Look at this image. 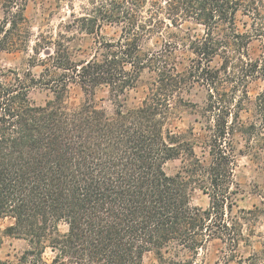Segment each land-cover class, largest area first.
I'll return each instance as SVG.
<instances>
[{
  "label": "trees",
  "instance_id": "1",
  "mask_svg": "<svg viewBox=\"0 0 264 264\" xmlns=\"http://www.w3.org/2000/svg\"><path fill=\"white\" fill-rule=\"evenodd\" d=\"M29 1L0 0V50L29 49ZM64 1L73 10L66 26L100 35L104 22L117 23L121 34L102 39L85 60L63 32L41 34L29 63L42 67L39 74L0 66V221L11 218L5 232L29 242L0 264H143L150 252L159 264H202L213 240L225 245L222 264L229 263L241 242L251 243L253 220L264 211L235 208L233 143L236 132L250 151L264 140V88L253 102L260 122L240 117L252 101L249 83L264 81V52L249 53L255 38L264 41V0H89L80 15L73 0H57ZM187 20L203 34L173 31ZM145 71L153 75L149 92L127 107L124 97ZM71 84L85 96L74 107ZM36 86L53 98L35 104ZM99 86L109 88L113 112L96 105ZM196 86L206 92L202 102L191 98ZM183 110L203 122L205 159L193 130L171 125ZM175 159L182 167L169 174L165 164ZM195 188L209 197L208 207L192 205ZM245 264H264V247Z\"/></svg>",
  "mask_w": 264,
  "mask_h": 264
},
{
  "label": "rangeland",
  "instance_id": "2",
  "mask_svg": "<svg viewBox=\"0 0 264 264\" xmlns=\"http://www.w3.org/2000/svg\"><path fill=\"white\" fill-rule=\"evenodd\" d=\"M89 0H73L74 12L77 15L82 14L85 8H89ZM71 1L58 3L57 0H30L27 6L26 15L31 27V36L28 43V50L6 51L0 50V66L5 68H18L21 70L31 69L36 75L41 72V66H32L30 63V54L33 53L32 48L41 34L47 37L57 38L58 33L63 32L67 39H71V46L75 51L78 59H89L97 50V44L102 39L113 40L118 39L121 34V25L117 23L102 24L99 34H88L75 26H66L73 19L71 16ZM4 12L0 7V22L2 21ZM176 34L191 33L192 37H199L203 34L204 28L201 24L193 20H187L182 23L180 28H173ZM154 37L149 41V45L153 46L157 43ZM52 49L42 51L41 56L44 57ZM264 52V41L254 39L249 45V53L253 58L259 57ZM184 57L182 50L178 51ZM191 56V52H187ZM188 57L184 59V63H188ZM216 63V62H215ZM153 80V75L145 71L137 81L135 87L131 88L125 95L124 104L127 107L139 105L149 92V87ZM228 88L232 85L227 83ZM264 88L262 79L253 80L249 83L250 100L245 102V109L242 110L240 117L243 122L249 124L251 122H260L255 111L253 102L256 96ZM206 92L196 86L193 90L191 98L195 101L202 102ZM53 98L51 90L46 87L36 86L31 89V99L35 104H45ZM95 103L100 108H105L108 112L115 109L114 102L110 99L109 88L107 86H99L95 90ZM85 99L83 90L77 84H71L70 93L67 103L70 107L81 104ZM196 115L188 110H183L171 120L172 127L179 132L187 133L190 130L194 132L196 140L195 151L202 158L208 157V149L202 144L206 139V132L203 122L195 120ZM234 151L236 154L235 179L240 186V193L237 194L235 208L252 209L255 206L264 209V140L260 145H256L253 151L246 147L245 136L236 132L233 139ZM182 159L170 160L165 164V170L169 174L177 173L182 167ZM191 202L194 206L206 208L209 205V197L199 188H195L191 193ZM254 234L251 237V243L241 242L237 256L227 264H245L248 258L254 252H260L264 247V211L260 212L258 217L253 220ZM13 224L11 218H5L0 221V258L5 260L14 259L15 255H20L29 247V242L22 238H16L5 232V229ZM60 229L64 232L67 230L65 224L60 225ZM227 250L225 245L219 240L211 241L206 250L201 255L202 264H218L224 261L223 255ZM55 253L47 248L44 257L51 262ZM143 264H159L156 255L152 252L144 256Z\"/></svg>",
  "mask_w": 264,
  "mask_h": 264
}]
</instances>
